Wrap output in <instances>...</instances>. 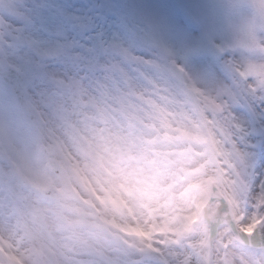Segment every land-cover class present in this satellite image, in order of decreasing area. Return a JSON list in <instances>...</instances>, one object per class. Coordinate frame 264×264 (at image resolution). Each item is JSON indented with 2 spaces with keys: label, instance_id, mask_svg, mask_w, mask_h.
Here are the masks:
<instances>
[{
  "label": "snow or ice",
  "instance_id": "snow-or-ice-1",
  "mask_svg": "<svg viewBox=\"0 0 264 264\" xmlns=\"http://www.w3.org/2000/svg\"><path fill=\"white\" fill-rule=\"evenodd\" d=\"M0 264H264V0H0Z\"/></svg>",
  "mask_w": 264,
  "mask_h": 264
},
{
  "label": "rangeland",
  "instance_id": "rangeland-1",
  "mask_svg": "<svg viewBox=\"0 0 264 264\" xmlns=\"http://www.w3.org/2000/svg\"><path fill=\"white\" fill-rule=\"evenodd\" d=\"M189 2L194 4H201L205 6H212L219 2V0H189Z\"/></svg>",
  "mask_w": 264,
  "mask_h": 264
}]
</instances>
